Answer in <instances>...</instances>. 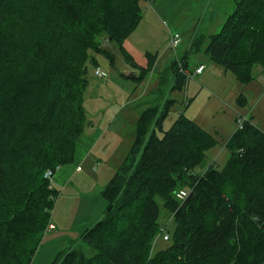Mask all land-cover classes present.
<instances>
[{"label": "trees", "instance_id": "16d2710c", "mask_svg": "<svg viewBox=\"0 0 264 264\" xmlns=\"http://www.w3.org/2000/svg\"><path fill=\"white\" fill-rule=\"evenodd\" d=\"M140 1L0 0V264H32L53 224V176L74 161L87 128L89 64L101 68V55L114 66L111 43L133 62L123 42L142 19ZM232 1L220 29L194 36L191 51L172 61V91L197 75L190 53L242 85L264 68V0ZM173 105L139 112L131 147L102 190V216L81 232L83 246L53 264H264V131L246 118L226 144L224 167L198 173L217 141L182 111L163 130ZM159 200L172 229L159 223ZM164 234L169 245L155 252Z\"/></svg>", "mask_w": 264, "mask_h": 264}, {"label": "rangeland", "instance_id": "374dc122", "mask_svg": "<svg viewBox=\"0 0 264 264\" xmlns=\"http://www.w3.org/2000/svg\"><path fill=\"white\" fill-rule=\"evenodd\" d=\"M140 6L142 19L125 39L123 46L124 52L139 65L137 74L144 71L143 79L137 82L125 77L132 71L134 63H128L123 51L115 43L108 46L115 55L114 66L104 56H97L101 69L106 73L104 77L95 76V67L89 64V83L85 96L88 117L86 130H90L88 136L96 131L102 133V137L94 149L90 146L81 149L79 145L81 150L88 151V160L79 162L80 170L74 172L69 180L67 178L63 184H56V179L62 176V170L70 166L74 168L75 164L74 167L63 166L62 170L55 172L52 184L60 191L51 218L55 228L46 232L32 264H53L61 253L71 247L83 246L79 236L102 216L106 208L102 190L121 166L134 140L139 112L148 105L164 104L166 99L174 100L163 130L169 129L182 111L216 139L215 145L206 151L203 164L196 168L198 173H203L210 166L217 169L224 167L229 158L226 144L238 129L239 118L242 121L250 118L254 125L264 131L262 66H255L253 80L242 85L231 72L210 62L204 53H190L189 71H194L197 63H203L206 68L204 73L190 77L182 90L172 91L168 83L173 77L169 72L172 61L186 51H191V39L194 36H209L217 32L232 11L233 1L141 0ZM176 33L180 35L181 42L172 48L171 35ZM149 59L154 60V65L148 71ZM162 76L166 80L165 84L159 82ZM130 87L136 88L133 96L126 94ZM136 98V101L131 102ZM158 133L162 135V132ZM159 205V223L172 229L174 222L170 212L162 200H159ZM168 245L169 242L159 236L155 240L154 251Z\"/></svg>", "mask_w": 264, "mask_h": 264}, {"label": "crops", "instance_id": "0c3cea01", "mask_svg": "<svg viewBox=\"0 0 264 264\" xmlns=\"http://www.w3.org/2000/svg\"><path fill=\"white\" fill-rule=\"evenodd\" d=\"M200 64L203 65V63H197V66L200 65ZM131 69L132 70H135L136 73H138V70L136 69V67H131ZM205 69L206 68H204V70H203V72L201 74H197V76L202 75L204 73ZM169 72L171 73L170 70H169ZM172 81H173V77L168 80V83L171 84V86L173 84ZM135 90H136V88H134V87L131 88L130 87L128 89V92H126V94H128L130 96H133L135 94ZM122 92H124V91H122ZM137 99L138 98H136L135 100H131V102L136 101ZM128 103H129V101L127 102V104ZM89 131H90L89 129L88 130H85L84 134L81 136L82 138H79V140L77 142V145H76V153H75L74 161L72 163H70V164H67V165H72L73 167H74V164H75V167L72 168L70 166V168H67V170H62L63 169L62 168L63 166L60 167L59 170H62V173L60 174V176L61 175L62 176H61V178L59 180L56 179V184H58V185L63 184L64 180L67 179V178L69 180L70 177L74 174V172H77V171L80 170L81 167H80V163L79 162H85V161L88 160V155H87L88 151L87 150H81L82 148H84L86 146H90V148L92 147L94 149V148H96L99 145L100 140H101V137H102V133L96 132V131L94 132L93 131L92 135L91 136H88L87 133H89ZM85 139H89L90 141L87 142ZM79 145H80L81 149H80ZM79 158H82V159L80 161H77ZM65 166L66 165H64V167Z\"/></svg>", "mask_w": 264, "mask_h": 264}, {"label": "built area", "instance_id": "2783aa9c", "mask_svg": "<svg viewBox=\"0 0 264 264\" xmlns=\"http://www.w3.org/2000/svg\"><path fill=\"white\" fill-rule=\"evenodd\" d=\"M181 38H180V35L178 33L174 34V35H171V39H170V46L172 48H175L179 42H180ZM204 65H199L196 69H195V73L196 74H201L204 70ZM95 75H97L98 77H102L104 75V71L101 69V68H97L95 70ZM239 126L238 128H241L242 125H243V122L242 120H239ZM46 177H48L51 181H52V176H53V173L51 171H47L46 174H45ZM187 195V191L186 190H180L178 193H177V197L180 198V199H183L185 196ZM49 229H54V225L53 224H50L49 225ZM168 234H164L163 235V240H168Z\"/></svg>", "mask_w": 264, "mask_h": 264}, {"label": "water", "instance_id": "95a60500", "mask_svg": "<svg viewBox=\"0 0 264 264\" xmlns=\"http://www.w3.org/2000/svg\"><path fill=\"white\" fill-rule=\"evenodd\" d=\"M132 67H135V64H132ZM127 76L132 79V78H135L137 76V73L135 70H132V71L127 73Z\"/></svg>", "mask_w": 264, "mask_h": 264}]
</instances>
